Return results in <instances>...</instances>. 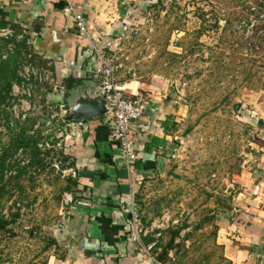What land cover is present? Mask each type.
<instances>
[{
    "label": "rangeland",
    "instance_id": "rangeland-1",
    "mask_svg": "<svg viewBox=\"0 0 264 264\" xmlns=\"http://www.w3.org/2000/svg\"><path fill=\"white\" fill-rule=\"evenodd\" d=\"M143 1L111 39L127 36L120 41L127 56L123 77L170 102L177 140L160 172L144 179L134 196L138 237L151 239L157 255L178 229L163 264H230L213 232L218 217L233 209L237 176L249 171L257 119L264 115V0ZM31 103L33 125L60 105L43 107L39 91ZM10 136L0 113V151ZM56 151L44 169L26 168L28 155L20 150L10 159L1 215L17 218L0 229V264H47L61 255L49 241L70 204L63 194H71L65 179L72 172L61 170Z\"/></svg>",
    "mask_w": 264,
    "mask_h": 264
},
{
    "label": "crops",
    "instance_id": "crops-1",
    "mask_svg": "<svg viewBox=\"0 0 264 264\" xmlns=\"http://www.w3.org/2000/svg\"><path fill=\"white\" fill-rule=\"evenodd\" d=\"M142 2L0 0L3 26L9 24L24 33L38 64H51L52 83L39 90L43 107L63 104L67 110L62 80L72 77L82 87L96 84L91 45H106L126 26L128 12ZM68 6L82 15L85 32L64 13ZM117 78L126 91L146 93L145 112L131 126L135 160L128 163L120 155L108 115L72 123L66 144L75 166L65 170L72 172L77 183L61 224L52 230L61 255L50 257L47 264H159L155 253L145 249L151 242L134 240L139 229L133 202L144 179L160 172L165 156L174 150L173 110L169 101L148 94L150 88L138 80L123 77L121 71ZM257 120L258 140L250 148L249 171L237 176L233 209L215 222V242L230 264H264V115Z\"/></svg>",
    "mask_w": 264,
    "mask_h": 264
},
{
    "label": "built area",
    "instance_id": "built-area-1",
    "mask_svg": "<svg viewBox=\"0 0 264 264\" xmlns=\"http://www.w3.org/2000/svg\"><path fill=\"white\" fill-rule=\"evenodd\" d=\"M64 13L70 15L76 28L85 32L83 18L80 13H75L71 6L64 8ZM127 37L121 33L119 37L112 38L106 45L97 48L91 45L94 56V74L96 77V89L101 97L106 101L110 108V120L113 125L112 138L118 143L120 155L128 162L135 160L133 151L134 139L131 135V126L139 121L146 109V100L141 94H133L126 91L118 82V72L124 67V61L127 60L121 52L120 41ZM25 40L24 33L16 31L11 25L0 27V61L6 60L15 50L16 44ZM28 45V42H25ZM32 52L23 54L17 70V81L11 85L9 92V106L7 107L10 117L9 125H12L15 119L23 120L32 110L31 99L33 91L37 85L45 84L52 80L49 69L50 62L35 64L32 61ZM67 110L60 104L57 110H50L42 119L36 121L30 130V134L35 131H41L43 139L39 144L41 149L52 147L70 150L69 145H61L70 137L69 130L73 126L72 121L65 120ZM65 146V147H64ZM64 149V150H65ZM21 152V150H20ZM28 163V160L26 162ZM245 164V163H244ZM242 165V168L244 167ZM63 201L69 204L72 201L70 193L63 194ZM136 235L134 240H138ZM155 243L145 246L147 251L153 249Z\"/></svg>",
    "mask_w": 264,
    "mask_h": 264
},
{
    "label": "trees",
    "instance_id": "trees-1",
    "mask_svg": "<svg viewBox=\"0 0 264 264\" xmlns=\"http://www.w3.org/2000/svg\"><path fill=\"white\" fill-rule=\"evenodd\" d=\"M4 23L0 20V27L3 26ZM26 40H23L20 43L16 44L14 52L4 61H0V113H3V116L6 119V123H8V119L10 114L8 112L7 107L9 106V92L11 89V85L17 81L16 70L17 67L23 58V54L29 52L28 45H26ZM3 46L5 43H0ZM32 61L35 64H38L36 60V56L33 55ZM51 83L47 82L45 84L37 85L33 91L34 98L35 92L39 91L42 87H47ZM80 81L76 80L72 77H69L65 80H62L61 86L67 91L71 88H74L76 85H79ZM34 106V105H32ZM65 106V105H64ZM34 107L31 111H33ZM31 113V112H30ZM11 128V136L9 142L4 145V147L0 151V229L4 230L6 226L10 223L15 222L17 215H12L10 220L4 218V215H1V200L4 196L5 182H4V172L10 166V159L13 154L17 150H21L28 155V163L27 167H35L44 169L46 165L45 159L50 156L51 152H54V147L42 150L39 147V142L43 139V135L41 131H35L30 134V130L33 126V119L30 117L29 113L23 120L15 119L12 125H9ZM56 156H58L60 162L61 170H65L68 168H74V163L71 159V156L63 151L57 149ZM26 168L18 169V175L23 173ZM65 179V178H64ZM67 183L66 190H69L71 193L73 188L76 186V179L72 177H67L65 179ZM217 229V228H216ZM216 229L214 230V238L216 236ZM10 232L12 230L10 229ZM179 230L176 229L170 232V237L166 243V245L160 249V251L155 255V260L159 264H163L164 260L168 257V253L172 248L174 238L178 236ZM152 241L151 239H147V243ZM49 244L57 246V243L54 239L49 241Z\"/></svg>",
    "mask_w": 264,
    "mask_h": 264
},
{
    "label": "water",
    "instance_id": "water-1",
    "mask_svg": "<svg viewBox=\"0 0 264 264\" xmlns=\"http://www.w3.org/2000/svg\"><path fill=\"white\" fill-rule=\"evenodd\" d=\"M82 83L67 91L66 107L67 121H80L106 116L110 112L106 101L101 97L96 89V84L85 89ZM80 89L79 93L73 97V92Z\"/></svg>",
    "mask_w": 264,
    "mask_h": 264
}]
</instances>
